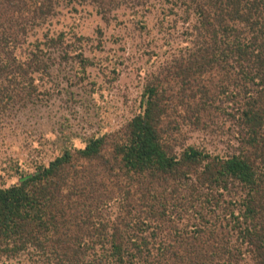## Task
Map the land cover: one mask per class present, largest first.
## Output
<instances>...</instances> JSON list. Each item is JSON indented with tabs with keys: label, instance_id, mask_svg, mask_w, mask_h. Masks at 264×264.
I'll return each mask as SVG.
<instances>
[{
	"label": "trees",
	"instance_id": "1",
	"mask_svg": "<svg viewBox=\"0 0 264 264\" xmlns=\"http://www.w3.org/2000/svg\"><path fill=\"white\" fill-rule=\"evenodd\" d=\"M91 1L103 16L120 3ZM167 1L194 17L189 44L147 81L123 135L89 139L0 187V260L264 264V0ZM59 6L0 0V111L39 97L36 76L51 70L43 47L65 35L17 51ZM188 124L227 128L228 152L180 142Z\"/></svg>",
	"mask_w": 264,
	"mask_h": 264
},
{
	"label": "rangeland",
	"instance_id": "2",
	"mask_svg": "<svg viewBox=\"0 0 264 264\" xmlns=\"http://www.w3.org/2000/svg\"><path fill=\"white\" fill-rule=\"evenodd\" d=\"M118 2L103 16L91 0H60L56 16L32 30L18 49L25 58L37 40L65 35L61 45L43 47L51 70L36 76L39 97L26 107L0 111V187L17 184L19 170L34 172L66 149L84 148L89 139L123 135L143 111L147 81L189 44L195 19L188 21L184 8L167 0ZM183 130L188 138L179 139L183 144L228 152L227 128L188 124ZM0 264L31 262L20 257ZM240 264L253 262L245 257Z\"/></svg>",
	"mask_w": 264,
	"mask_h": 264
}]
</instances>
